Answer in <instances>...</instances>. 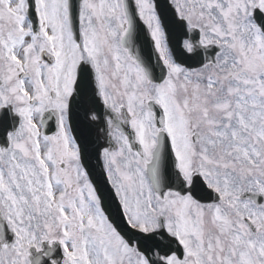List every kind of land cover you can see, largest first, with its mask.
Returning <instances> with one entry per match:
<instances>
[{
  "label": "snow or ice",
  "instance_id": "snow-or-ice-1",
  "mask_svg": "<svg viewBox=\"0 0 264 264\" xmlns=\"http://www.w3.org/2000/svg\"><path fill=\"white\" fill-rule=\"evenodd\" d=\"M0 264H264V0H0Z\"/></svg>",
  "mask_w": 264,
  "mask_h": 264
}]
</instances>
